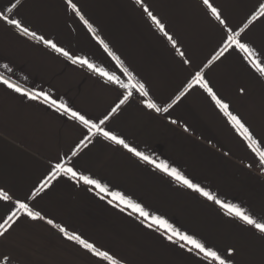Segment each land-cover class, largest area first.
<instances>
[{
	"label": "crops",
	"instance_id": "crops-1",
	"mask_svg": "<svg viewBox=\"0 0 264 264\" xmlns=\"http://www.w3.org/2000/svg\"><path fill=\"white\" fill-rule=\"evenodd\" d=\"M14 2V0H13ZM123 66L148 91L137 89L112 114L104 127L133 147L167 161L184 175L234 203L264 217V165L203 88L185 86L197 72L216 96L229 105L261 141L264 148V74L232 48L213 60L227 38L238 31L264 0H210L221 24L203 0H73ZM9 0H0V9ZM165 25L175 46L144 11ZM31 31L51 39L73 56L85 57L97 67L128 82L116 61L89 32L67 0H21L14 13ZM242 42L264 58V17L241 33ZM183 53V55H181ZM212 61L209 64V61ZM187 61V62H186ZM207 65V67H205ZM0 76L28 91H44L58 102L98 122L123 98L126 90L87 66L73 64L42 42L21 34L0 20ZM145 100L161 108L157 113ZM175 121V123H173ZM187 129V130H186ZM87 129L69 114L42 100H31L0 83V188L13 197L0 200V217L7 218L20 199L45 219L24 213L0 236V264H109L58 228L76 232L123 264H201V259L179 243L168 241L149 221L131 209L108 203L111 197L94 187L61 175L33 195L63 159L67 166L108 185L161 215L169 223L219 249L233 247V264H264V236L254 232L199 193L132 155L123 146L96 135L76 156L72 151ZM70 157V159H69ZM3 223V219H0ZM3 256L9 258L3 260Z\"/></svg>",
	"mask_w": 264,
	"mask_h": 264
},
{
	"label": "snow or ice",
	"instance_id": "snow-or-ice-1",
	"mask_svg": "<svg viewBox=\"0 0 264 264\" xmlns=\"http://www.w3.org/2000/svg\"><path fill=\"white\" fill-rule=\"evenodd\" d=\"M21 0H9V6L4 9H0V20H3L8 25L13 26L21 34L25 36L32 37L35 40L42 42L48 48L53 49L54 51L60 53L61 55L67 57L73 64H81L87 66L90 70L98 73L99 75L105 77L107 81L119 85L121 88L126 90V94L123 95V98L111 109V112L104 115L103 118L99 119L98 122L93 121L90 118H87L86 115L81 114L80 111L73 110L69 105L64 102H58L56 99H53L47 92L44 91H28L24 88H21L19 85L13 83L9 79L0 76V83L6 85L9 89L20 93L22 96L27 97L31 100H42L45 104H48L52 107H55L57 111L69 114L74 120H77L87 129L88 135L84 137L83 140L76 146L75 150L72 151V156H76L81 146H86L85 142H91V137L100 135L105 139L112 141L115 144L123 146L135 157L140 160L152 164L156 169L162 171L168 176L172 177L175 181L182 184L183 186L199 193L201 196L205 197L207 200L212 201L218 205L224 212L230 216L234 217L237 220L241 221L244 225L248 226L250 230L260 233L264 236V217L257 218L255 214L250 213L248 210L240 207L237 204L229 203L223 199H220L215 193L209 191L205 187H202L200 184L193 182L192 179L184 175L178 168L172 167L167 161L157 162L151 154H146L144 151L138 150L137 147L130 145L124 138L115 134L113 131L106 130L104 125L106 121L109 120L110 116L117 112L122 104H124L129 96L132 95V89H137L144 97H148L149 93L145 88L143 83H140L135 80V77L132 72H130L126 67L123 66V62L120 61L119 57L113 53L108 45L100 39L99 36H95V29L93 25L85 19L84 15L80 12L79 8L73 0H67V5L70 7L75 14L80 18L83 24L87 27L89 32L93 33L95 38L99 43L104 47V50L116 61L117 65L121 68L122 72L128 78V82L125 83L121 80L119 76L115 73H110L102 67H97L95 64L89 62L85 57L73 56L64 48L59 47L51 39H46L43 35H38L36 31H31L28 26H25L20 19L11 18L7 13H14L15 9L20 5ZM138 4H143V0H137ZM203 4L210 10L211 15L214 16L221 24H225V21L221 19L219 10L210 3V0H203ZM144 11L147 13L148 17L152 22L160 29L161 32H164L165 36H168V33L165 31V25L153 15L151 11L144 6ZM264 17V3H260L258 10L254 11L253 14L248 19L247 23L244 24L242 28L238 31H233L228 29L227 38L223 42L222 48L212 59H219L225 52L229 49L235 48L243 53V59L254 68L257 72L264 74V58L262 54L258 53L255 48L250 46L248 43L242 42L241 33L248 28L250 24L256 21L258 18ZM168 39L175 46L176 41L172 39L171 36H168ZM183 55V53H181ZM187 62V61H186ZM211 60L209 64H211ZM207 67V65L205 66ZM194 85H198L203 88L215 101L216 105L224 112L228 117L230 123L235 127L243 139L247 142L248 147L252 150L253 153L259 158L261 165H264V148L261 146V141L256 139L250 129L245 125L238 115H234L229 111V105L224 103L220 98H218L212 88L209 86L207 80L204 79L202 72H197L193 79L187 83L184 88V91L181 92L172 103H175L176 100L180 99V96L184 95L188 89L192 88ZM146 107L149 109L155 110L157 113L163 111L167 112L168 109L172 106L169 104L167 107L161 108L155 102L151 100H145ZM175 123V121H173ZM187 130V129H186ZM70 159V157H69ZM65 175L70 177L76 182H82L85 185H89L98 190L97 194L104 193L107 196L111 197L108 200L109 204H112L113 201L116 202V207L123 206V209H131L133 213L138 214L139 217L144 218L145 221H149L148 227L152 228L154 225L158 230H162L164 237L173 243H179L181 248H186L189 253H194L197 257L201 259V264H233L232 257L234 256L236 249L229 247L226 249H219L214 245H209L207 242L202 241V239L197 238L194 234H189L186 231H181L179 228L175 227L173 224L161 215H156L146 210V208L141 204L133 200L130 196H126L124 193L119 191H111L108 185L102 183L99 179L93 178L90 175H85L82 172L77 171L74 167L67 166L66 162L61 159L59 162L55 163L52 167V170L48 173L43 181H41L40 186L36 189V192L33 195L43 191L49 186V184L55 180L58 176ZM13 197L9 195L3 188H0V200L3 201H12ZM24 213L27 217L32 220H43L44 216L41 215L39 211H34L28 203L23 200L16 199L15 206L7 218L3 219V223H0V236H4L8 230L16 223L18 220V214ZM49 225H53L58 228L60 232L64 233L66 238L71 241H75L77 244L82 246L84 249L91 252L94 256L99 257L102 261H108L109 264H123L121 258L116 257L114 254H111L109 250H101L96 246L95 243L90 242L85 239L81 234L76 232L69 233L64 227L60 225H55L54 221L51 219L47 220ZM4 261H8L7 256H3Z\"/></svg>",
	"mask_w": 264,
	"mask_h": 264
}]
</instances>
